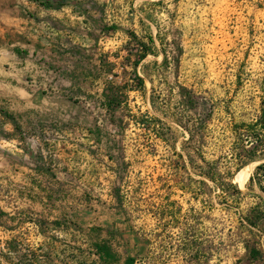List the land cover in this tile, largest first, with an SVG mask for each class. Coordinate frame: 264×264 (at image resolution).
Wrapping results in <instances>:
<instances>
[{
  "label": "rangeland",
  "instance_id": "rangeland-1",
  "mask_svg": "<svg viewBox=\"0 0 264 264\" xmlns=\"http://www.w3.org/2000/svg\"><path fill=\"white\" fill-rule=\"evenodd\" d=\"M102 4L97 50L79 59L66 49L69 27L27 24L20 3L10 24L14 4L2 5L0 85L26 69L25 82L60 92L50 87L48 103L26 109L0 87V158L13 156L12 178L0 177V264H264V229L241 227L250 209L264 208L250 181L264 147L241 168L233 157L254 147L234 127L255 123L263 108L264 0ZM144 45L149 55L135 69ZM107 88L117 93L112 108Z\"/></svg>",
  "mask_w": 264,
  "mask_h": 264
},
{
  "label": "crops",
  "instance_id": "crops-1",
  "mask_svg": "<svg viewBox=\"0 0 264 264\" xmlns=\"http://www.w3.org/2000/svg\"><path fill=\"white\" fill-rule=\"evenodd\" d=\"M62 0H0V20L2 16V5L3 3H13L14 6L6 9V14L9 15L10 24H17L18 16V4L26 8L27 17L24 21L29 24L33 22L35 17L40 18L43 25H47L51 28V31H55V25L57 23L64 24L69 27V46L71 48H66L71 55L72 59H79L76 57L77 51H83L91 55L92 48L97 50L98 40L96 37V25L99 17H101L100 12L97 11L98 3L103 5L105 0H93L91 4L83 2L82 0H67L70 2L63 3ZM107 3V1H106ZM7 10L9 12H7ZM36 14V15H35ZM103 17V21L105 20ZM1 24V23H0ZM26 31L28 34L29 29H21ZM63 44L59 42L57 49H59ZM71 49V50H70ZM96 56V55H95ZM18 59V58H17ZM51 76H54V79L57 77L59 81V75L54 71L48 72ZM87 75L91 73H86ZM15 77V78H14ZM29 77L28 71L25 70H12L10 72V85H0V87L5 88L9 91L11 101L15 103L16 107H25L29 109L31 107L37 106L41 103H48L49 98L45 97V91L49 90L50 87H53L52 90L57 91V94L60 92V88L56 84H29L25 82ZM28 111V110H26ZM19 117L23 118V115L17 114V119ZM13 153V152H12ZM13 156H10V162L8 163L2 157L0 158V177L12 178V168L13 162H11Z\"/></svg>",
  "mask_w": 264,
  "mask_h": 264
},
{
  "label": "trees",
  "instance_id": "trees-1",
  "mask_svg": "<svg viewBox=\"0 0 264 264\" xmlns=\"http://www.w3.org/2000/svg\"><path fill=\"white\" fill-rule=\"evenodd\" d=\"M149 41L152 43V39H149ZM143 51L137 59L132 63L135 69L139 67V65L147 58L149 55V50L147 45H144ZM139 85H143L142 80H138ZM104 97L106 102H108V107L112 108L116 104V98L117 93L115 90L107 88L104 91ZM263 108L261 111V116L256 120L253 124H241L239 126L234 127V135L236 136V140L239 142H242V145H245L244 143H247L248 145L254 146L253 148L249 149H242V152L239 150L234 151V159L235 165H238L239 168L245 166L249 162L256 159L254 150H258L260 147H264V141L263 144H257L252 141L253 137L261 136L264 138V101H263ZM245 133L247 135H245ZM257 144V145H256ZM207 175L210 179H216V173L214 170L209 168V171L207 172ZM250 181L252 184H258L261 191L264 192V164L257 167V171L255 175H253L250 178ZM227 186L231 187L236 191L237 193H240L241 191L239 188L231 183H228ZM241 227L243 230H247L248 232L256 229V228H263L264 229V208L261 205H257L254 208L250 209L248 214L243 218L241 222ZM99 257L105 258V259H111L113 258L112 253L110 251V248L107 246H97ZM246 249L250 256L252 258H256L258 255H260V251L256 246H252L250 242L246 243ZM125 264H134V259L130 258L126 261Z\"/></svg>",
  "mask_w": 264,
  "mask_h": 264
},
{
  "label": "bare ground",
  "instance_id": "bare-ground-1",
  "mask_svg": "<svg viewBox=\"0 0 264 264\" xmlns=\"http://www.w3.org/2000/svg\"><path fill=\"white\" fill-rule=\"evenodd\" d=\"M249 176H250V170L249 167H246L237 174L236 182L239 183L240 185H243L245 181L249 178Z\"/></svg>",
  "mask_w": 264,
  "mask_h": 264
}]
</instances>
